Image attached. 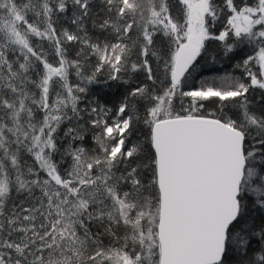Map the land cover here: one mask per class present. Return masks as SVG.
<instances>
[{
	"label": "trees",
	"instance_id": "1",
	"mask_svg": "<svg viewBox=\"0 0 264 264\" xmlns=\"http://www.w3.org/2000/svg\"><path fill=\"white\" fill-rule=\"evenodd\" d=\"M211 3L210 35L175 85L181 0H0V264H113L118 254L145 264L137 216L159 205L151 126L166 97L168 116L228 119L243 132L240 211L219 264H264L261 72L232 97L189 95L264 53V37L228 24L248 8L262 19L264 0ZM115 121L123 130L107 133ZM96 196L113 208L99 209ZM116 202L128 207L122 215Z\"/></svg>",
	"mask_w": 264,
	"mask_h": 264
},
{
	"label": "water",
	"instance_id": "2",
	"mask_svg": "<svg viewBox=\"0 0 264 264\" xmlns=\"http://www.w3.org/2000/svg\"><path fill=\"white\" fill-rule=\"evenodd\" d=\"M264 18V5L259 9ZM251 17L243 16L249 25ZM195 48L177 51L173 83L196 58ZM264 80V61L261 62ZM244 134L205 116H173L151 126L159 193L156 236L159 264H219L229 228L236 222L246 158Z\"/></svg>",
	"mask_w": 264,
	"mask_h": 264
},
{
	"label": "rangeland",
	"instance_id": "3",
	"mask_svg": "<svg viewBox=\"0 0 264 264\" xmlns=\"http://www.w3.org/2000/svg\"><path fill=\"white\" fill-rule=\"evenodd\" d=\"M187 8V33L179 40L176 52L173 56L172 67L170 70V78L172 79V71L176 62L177 51L183 47L195 48L198 51L196 58L198 57L201 47L210 33L208 30V21L212 16L210 8L212 6L211 0H181ZM258 9L248 8L244 9L242 12L234 13L231 15L228 24L232 28L234 34H251L255 31V34H259V37H264V19L257 18ZM247 16L254 18L249 25H245L242 22V17ZM225 33L220 35L221 38H224ZM219 37V38H220ZM220 38V39H221ZM264 61L263 51L256 52L255 55L250 57L244 62V66L241 69L240 76L232 72L215 76H208L202 78L199 83V88L189 92V95L195 99L204 100L210 97H216L219 99H224L232 97L244 91L248 85L255 84L257 81V73L261 72V62ZM52 72L49 73V75ZM183 76V75H182ZM182 78V77H181ZM47 78L44 79V82ZM180 81V80H179ZM170 98L166 97L159 101L154 111V118L158 120V117H170L169 107H170ZM155 120V121H156ZM227 123L230 125L232 122L227 119ZM117 130L121 132L123 130V125L118 121H115L113 126H108L106 128L107 133L113 134ZM114 152H119V146L115 149ZM152 195V194H151ZM104 198V197H103ZM145 200V199H144ZM95 201L96 206L99 209H102L104 205L108 208H113L111 204L105 203L103 205L100 196H96ZM147 201V200H146ZM151 202V201H150ZM120 214L124 213V210L127 207L125 203L116 202L115 205ZM158 209L152 205V203L144 204L143 211L137 216L143 220L145 218V230L141 231L140 237L144 238L141 242V251L140 256L143 259L144 263L147 264L149 260H152L156 255L159 258V246L156 236V226L158 221ZM141 223V222H140ZM152 223V224H151ZM143 225V223H141ZM113 257V258H112ZM110 257L114 260L113 264H137L136 260L129 258L127 255L121 254L117 256ZM159 261V260H158ZM44 264H65L58 263L57 261L48 260Z\"/></svg>",
	"mask_w": 264,
	"mask_h": 264
},
{
	"label": "bare ground",
	"instance_id": "4",
	"mask_svg": "<svg viewBox=\"0 0 264 264\" xmlns=\"http://www.w3.org/2000/svg\"><path fill=\"white\" fill-rule=\"evenodd\" d=\"M232 127H233V126H232ZM233 128H235V127H233ZM235 129H237V128H235ZM237 130H239V129H237ZM240 131H241V130H240ZM230 228H231V227H230ZM230 228H229V229H230ZM227 235H228V233H227ZM226 242H227V238H226ZM225 247H226V244H225Z\"/></svg>",
	"mask_w": 264,
	"mask_h": 264
},
{
	"label": "flooded vegetation",
	"instance_id": "5",
	"mask_svg": "<svg viewBox=\"0 0 264 264\" xmlns=\"http://www.w3.org/2000/svg\"><path fill=\"white\" fill-rule=\"evenodd\" d=\"M262 16V15H261ZM263 18V17H262ZM252 19H254V18H252ZM264 19V18H263Z\"/></svg>",
	"mask_w": 264,
	"mask_h": 264
}]
</instances>
